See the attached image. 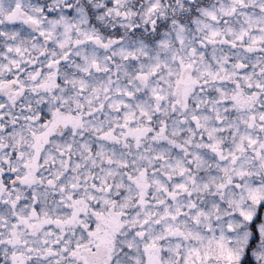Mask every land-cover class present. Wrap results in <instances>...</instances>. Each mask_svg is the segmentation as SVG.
I'll return each instance as SVG.
<instances>
[{
    "label": "snow or ice",
    "instance_id": "1",
    "mask_svg": "<svg viewBox=\"0 0 264 264\" xmlns=\"http://www.w3.org/2000/svg\"><path fill=\"white\" fill-rule=\"evenodd\" d=\"M0 264H264V0H0Z\"/></svg>",
    "mask_w": 264,
    "mask_h": 264
}]
</instances>
